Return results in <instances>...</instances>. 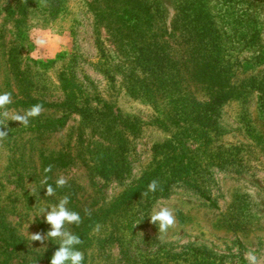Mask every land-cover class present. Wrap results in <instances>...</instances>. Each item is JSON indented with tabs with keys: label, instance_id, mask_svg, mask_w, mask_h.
<instances>
[{
	"label": "rangeland",
	"instance_id": "obj_1",
	"mask_svg": "<svg viewBox=\"0 0 264 264\" xmlns=\"http://www.w3.org/2000/svg\"><path fill=\"white\" fill-rule=\"evenodd\" d=\"M219 85L233 92L210 113ZM4 92L12 111L43 106L0 144L11 264H50L58 241L29 234L51 230L40 209L65 195L97 219L69 226L84 264H264V0H0ZM162 206L166 234L149 218Z\"/></svg>",
	"mask_w": 264,
	"mask_h": 264
},
{
	"label": "clouds",
	"instance_id": "obj_2",
	"mask_svg": "<svg viewBox=\"0 0 264 264\" xmlns=\"http://www.w3.org/2000/svg\"><path fill=\"white\" fill-rule=\"evenodd\" d=\"M27 3V0H23ZM45 0H41L43 4ZM34 43L38 47H45L48 44V38L46 36H37ZM12 94L10 92L0 93V144H2L9 136V129L7 128L9 121L19 122L20 125L28 127L30 120L41 115L43 106L41 104H35L23 113L15 112L9 109V105L12 104ZM52 166L49 165L44 168V173H50ZM49 177L47 175L40 181L44 187H46V196H55L56 189L48 183ZM67 180L64 176H59L56 181V188H64L67 185ZM159 182L152 180L147 190L141 195L147 196L148 193H155L158 188ZM31 192L35 195V190L32 188ZM70 202L69 196L65 195L59 199L58 203L46 208L40 209V215L44 214L45 222L51 226V230L46 234L35 233L29 234L31 241H39L41 244L45 240L58 241L59 248L56 250L51 258L50 264H84V253L77 249V245L82 244L81 238L69 230V226H79L82 223L81 215L73 210H70L67 205ZM50 209V211H48ZM85 215L90 216L89 209H84ZM150 222L158 226L160 234H166L170 229L176 225V217L172 209L167 206H162L158 210L154 209L149 216ZM98 230L97 228L94 231ZM245 259L248 264H259L258 257L254 251H248L245 254Z\"/></svg>",
	"mask_w": 264,
	"mask_h": 264
},
{
	"label": "trees",
	"instance_id": "obj_3",
	"mask_svg": "<svg viewBox=\"0 0 264 264\" xmlns=\"http://www.w3.org/2000/svg\"><path fill=\"white\" fill-rule=\"evenodd\" d=\"M56 2H58V0H56ZM54 4L56 6L58 5L56 3H54ZM130 10H131L130 7H126L125 9H123V11L120 13L121 18H123L124 20L128 19ZM120 16H118V17H120ZM197 73L198 74H196V75L200 76V73H199L198 70H197ZM210 86H213V85L210 84ZM211 88H212L211 90H212V93H213L214 97H213V100L209 104H207L206 107H205V110L210 112V113L214 112L215 108L217 106H219L222 103V101H224L225 99H228L232 95V92H233L232 91L233 89H224L223 85H219L218 87H211ZM205 118H207V117H205ZM208 118H210V117H208ZM204 123H205V121L203 119H200L198 121L199 125L200 124H204ZM142 182L143 183L135 184L130 189L125 191L123 193V195L121 196V199H120L121 202L127 200V198L137 194V192L142 190L144 184L146 183V181L143 180ZM96 220L97 219H93L92 221H87V217L85 216L84 218H82V223L79 226H75V225H71V226H73L75 229H79V227L84 226V228L87 229L88 227L92 226V224H94V222H96ZM88 222H89V224H88ZM4 230H6V229H4ZM7 231L10 234V231L6 230L5 234L3 235V240L1 241L2 245L0 244V256L3 257L0 260L1 264H11V260L16 258V254H15V251H14L15 249L13 247L14 245H11V244L8 243L9 240L13 239V235H9L7 233ZM56 250H58V247H56ZM55 251H53L50 254L49 262L51 261V258H52V256H53Z\"/></svg>",
	"mask_w": 264,
	"mask_h": 264
}]
</instances>
